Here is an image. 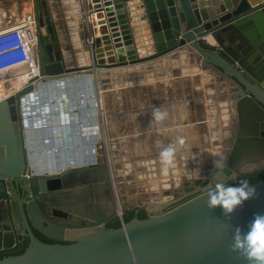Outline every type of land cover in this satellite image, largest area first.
Listing matches in <instances>:
<instances>
[{
    "label": "water",
    "instance_id": "water-1",
    "mask_svg": "<svg viewBox=\"0 0 264 264\" xmlns=\"http://www.w3.org/2000/svg\"><path fill=\"white\" fill-rule=\"evenodd\" d=\"M32 14L38 71L28 86L0 101V202L8 197L7 180L21 215L11 201L14 242L0 253L17 249L22 234L28 242L22 252L0 257V264H250L231 245L237 226L247 231L257 214L264 215V178L248 182L257 194L230 219L221 206L210 209L204 194L218 182L237 185V175L264 172V0H32ZM172 55L234 85V127L224 170L205 165L198 179L184 180L183 187L162 198H135L128 187L126 201L117 182L121 207L146 212L128 221L117 212L106 144L93 132L97 123L90 127L88 121L94 134L76 130L92 147L93 160L34 170L22 113L29 91L51 87L54 78L78 76L89 92L91 84L98 92L107 72ZM39 99L42 106L45 98ZM46 128L37 130L42 142ZM115 215L120 225L106 226ZM31 227L58 241L39 239Z\"/></svg>",
    "mask_w": 264,
    "mask_h": 264
},
{
    "label": "crops",
    "instance_id": "crops-1",
    "mask_svg": "<svg viewBox=\"0 0 264 264\" xmlns=\"http://www.w3.org/2000/svg\"><path fill=\"white\" fill-rule=\"evenodd\" d=\"M19 6H20L19 11L21 9H26V11L32 12V0H21L20 3H19ZM14 7H16V5H14ZM21 11H23V10H21ZM14 12L17 13V9H15ZM154 63H156V62H154ZM154 63L151 66H149L148 69H146V72L143 73V75L140 76L138 78V80H136V79L135 80L136 81H141V82L142 81H146L148 78H150L151 75L155 76L154 78H156V76L160 75V74L161 75L164 74L163 77L170 76V74H168L166 72V67L165 66L167 64L165 66L161 67V66L155 65ZM170 65L173 66V67H170V70L173 71V69L176 68V67H174L173 61L170 62ZM186 66H188V65L186 64ZM189 66H190V69L192 68L191 71L193 69L195 70V68H193L194 67L193 64H190ZM171 74H172V72H171ZM203 76H207V75L205 74ZM210 78L211 77L208 76L207 77V82L204 81V84H202V85H204L203 92H204V94L206 93V96L209 97L210 100H207V99H204V98H198L199 102H196V101H193V100H189V98L192 96L191 95V90H190L191 89V85H189L188 88H187V90H189V91H186V90H180L179 92H177V91L171 92L170 91V92H167L168 94L165 93V90H164L165 88L163 87V84L161 85V87L158 84H155V85H152V84L149 85L148 84L149 86H147V84L139 85L137 89H138V94H139L140 97L138 96V98H136L137 101L136 100L135 101L139 103L138 108L143 112V114L144 113H146V114H144L141 119L137 120V125H138V123H140V124L142 123V130L146 129V128L150 129L152 127L155 129V127L157 125H159V131L160 132L162 130L166 129L168 131V133L170 134L171 132H173V130L175 128L174 124L178 123L179 124L178 128H180L181 131L182 130H186L188 132V133L186 132V133L182 134V136H181L182 138L184 137L185 143L183 145H179L178 147L175 146L179 150H185V151L186 150H192V148L194 146L199 145L201 142H205L206 138H207L206 137V133H207L206 132V130H207L206 128L207 127L209 129V132H211V131H214V132L221 131L219 129L217 130L216 128H212L213 126H215L216 120L214 121V123L211 122L212 121L211 119H210V121H208V118H210V115L207 116L206 114L208 112L209 113L213 112L215 117H216L217 112H214V111H216L217 109L213 110V108L216 106V105H213V104H216V102H218L220 99H222V97H220L219 95L221 93L224 94V95L228 94L227 96H230V98H231V96L233 95V93L235 91V89L232 88L229 85L228 81H225L223 79H221V81H220V80H218L216 78H214V79H212V78L210 79ZM198 84H199V87H200L201 86V82L198 83ZM86 86L87 85H82V86L81 85H79V86H60V87L54 89V91L45 89V91H43L42 93L38 92V96L39 97L43 96L45 98V100H48L51 103V104H48L47 107H45V106L38 107L37 105L32 103L30 98L23 99V109H24L23 123H24L25 139H26V143H27L28 148L31 149V150H34V152L32 153L31 156H34L35 154H38L40 156L39 157V161L40 162H38V163L36 162L35 163L33 161L34 164H36L37 166H43L44 165V166L53 167L54 164L57 163L55 168L56 167L60 168L61 165H63V164H65L66 166L75 164V163H73L74 161H72L73 158H74L73 151L75 150V148H73L74 147L73 144L67 146L68 150L65 151L64 154L62 155V156H64V159H61V158L58 159L59 156L52 155V154H50L48 152L50 150H49L48 143H46V141H45L46 138H42V140L44 142H42V141L39 142L37 140L39 138H37L38 136H36V131L39 130V129H42L43 126H46V125H49L50 123H52V119H51L50 122L48 121V119L45 120L46 115H50V114L51 115L52 114H56L55 116H57L59 118V120H60V122L58 123L59 125H63V124L65 125L66 124V125H69V127H70V122L72 120L71 117H70V112H71V113H73V116L75 118H77V120H75V121L78 123V127H79V130H80L79 132L81 134H83L84 132H87V131H88V134L92 133V129L89 126H87L88 125V121H90L91 124L94 123V122L98 123L96 114H97V111H98L99 108H98V103H96V100L94 101V104H92V101H93L92 98H88L89 97V95H88L89 90H88V88ZM150 86H151V89H150ZM158 88L159 89L162 88V91H161L160 94L155 93V92H158L157 91ZM92 90H93V92H95V88L94 87H92ZM105 93L107 95L110 94V93H107V92H105ZM150 93H152V94L149 95ZM141 94H143V96ZM117 95L118 94L109 97V102H108V105L106 106L105 118H106V124L108 123L107 125L109 127V131H110V129H112V123H110V119H112V112H113V107L115 106V103L117 104L121 100L123 101V100H126L128 98H131V97H128V96L125 97V98H122L123 97L122 95H119V96H117ZM105 98H106V95L104 96V99ZM56 100L57 101H61V103H62L61 106H56V103H57ZM85 100H91L90 105H88L86 107V109L83 110V111L86 112L85 113V115L87 116V118H85L86 120L84 118L81 119L82 116L85 117L81 113V110L83 108L82 104H83V101H85ZM211 101H213L215 103H213ZM53 102H55V103H53ZM192 103L195 104L194 108H200L202 110V112H200L201 116H204L203 114H205V117H206V119H204V120L200 119L199 123H201V126L198 125L199 127H202L201 128L202 130H200L201 131L200 134H202L201 136L204 135L203 136L204 139H201L202 137H200V138H198L197 141H196V139L192 138L191 131H190L191 127H192L191 126V124H192L191 115L189 113L190 111L189 112L187 111V112L184 113V115H183V116H185L184 117V123H182V121H178V122L175 121L174 122V118L175 117H178V118L182 117L181 116V112L179 113L177 111L180 108V106H182V104H185V105H190V107H191ZM210 103H211L212 106H209ZM105 104H106V99H105ZM206 105H208L209 107L207 106L208 107L207 108ZM73 106L76 107V108H74ZM156 107H160L162 111L167 113V116H166V118L163 121L157 122V121H155L152 118V114L151 113L153 112V109L156 108ZM55 108L59 109L58 110L59 113H56L54 111ZM230 109L232 110V108H230ZM36 111L40 112V114H41V115L38 116V118H36L32 114V113H34ZM28 114L29 115L32 114L31 118L29 117ZM34 115H35V113H34ZM121 115H123L122 112H121L120 116ZM62 116H63V118H62ZM187 118H189L190 120H187ZM81 120H82V122H80ZM217 120H219V119H217ZM82 123H83L84 129L82 128V125H81ZM119 123H120V121H119ZM220 123H222V122H218V124H220ZM93 125L94 124H92L91 126H93ZM163 126H165V128H163ZM27 127L30 128V134L29 135H27V133H26ZM125 131H127V130H125ZM68 132L70 133L71 131H68ZM93 132H95V129H93ZM142 132L144 133L145 131H142ZM222 132L223 131H221L220 134L223 137V133ZM59 133L61 135H63L64 131L62 130ZM80 133H79V136H80ZM92 134H94V133H92ZM76 135L77 134H74L75 138H77ZM28 137H30V140H29L30 144H29V142L27 140ZM207 140H209V139H207ZM220 141H223V139L221 138V140H219V142ZM208 142H210V141H208ZM219 142L216 141V143H214L215 146H218L216 144L219 143ZM37 145H38L39 148H40V145H41V148L37 149L38 148ZM200 146H203V145L200 144ZM75 147H79L81 149L80 155L82 156L83 161H84V159L88 160V161H91V159L93 157V154H90V153H87V152H89V151L92 152V147H90V146L88 147L87 145L82 143L81 139H80V141L77 144H75ZM186 154L181 156V160H183L185 162L187 161L186 160V157H187ZM189 161H191V157H190ZM84 162H86V161H84ZM50 170H54V169H50Z\"/></svg>",
    "mask_w": 264,
    "mask_h": 264
},
{
    "label": "rangeland",
    "instance_id": "rangeland-1",
    "mask_svg": "<svg viewBox=\"0 0 264 264\" xmlns=\"http://www.w3.org/2000/svg\"><path fill=\"white\" fill-rule=\"evenodd\" d=\"M20 1L21 0H0V24L12 21V19L8 20V19H6L7 17L3 16V14H2L3 10H6L5 16H8V14L14 8L17 9V13L21 12V10L26 11V9H21L19 11ZM14 5H16V7H14ZM173 63H174V67L177 68L179 63L178 62L175 63V61H173ZM170 67H173V66L170 65ZM188 68L190 71V66H188ZM176 71H178V70H176ZM179 74H180V72H178L177 75H179ZM174 75H176V74H174ZM163 76H164V74L161 75V77H163ZM197 77L200 78L199 75ZM188 79H191V80L195 79L196 80V74L190 73ZM199 83H200V81H199ZM42 89L45 90V88H42ZM42 89L39 88V90H37L36 93L34 92L35 94H32V97H33V95L36 96L35 100L37 99L38 92L42 91ZM10 91L11 90H9L8 92H10ZM186 91H189V90H186ZM114 94H117V93H112V95H114ZM39 100L40 99L38 96V99L36 100L37 102L35 103V105H37L38 107H42V106L47 107V104L49 102L48 100L45 103L43 102L42 106H41ZM135 100H136V98L135 99L128 98L126 100L119 101V103H117V104L115 103V106L113 107V112L115 113L113 120L117 121L118 123L120 121V123L119 124L116 123L115 125L112 126V129H110V131H118L114 134V136H111V138H110L111 134L110 135L108 134V131H107L108 128H106L107 124H106V118H105V111H106L105 108L103 107L102 115H99V113L96 114L98 125H97V128L94 127L93 129H95V132L98 133V135L100 136V138L102 140L104 139V142L106 144V149L108 150L109 165H110V171L112 174V179L115 180L116 182L117 181L118 182L123 181L121 183H125L128 185H130L129 184L130 182L135 181V180H139V181L141 180L143 183H148L151 181V183H152L153 181L148 179V178H150L148 175L153 174V175H157L158 177H161L160 181H158L159 183L161 181H164L163 182L164 184L168 183L169 186H171L172 182H174L173 181L174 178H172V172L170 170L173 171L175 169L176 171H178V173H180L184 169V167L186 166L185 165L186 163H184V161L181 160V156H183L184 153L185 152L187 153L189 150L179 151V149L176 148V151L174 154L173 164L167 168L166 172L164 171L165 166L161 163L160 153L164 148L168 147L169 145H175L178 147L180 145L178 143L180 137L182 136V134L186 133L187 131L186 130L181 131V129L178 128V125H179L178 123L174 124L175 128H174L173 132H171L170 134L167 133L168 132L167 130H162L160 132V131H156L153 127L150 128V131H148V132H146L148 130L147 128L142 130V123L141 124L138 123V125H137V120L141 119L143 117V115L146 113L143 114V112L138 108L139 103L136 102L137 100L136 101ZM56 102H57L56 106H61V104H62L61 101L56 100ZM124 104H127V105H124ZM135 105H136V108L134 109L133 107H135ZM194 106H195L194 103H192L191 107H190V105L182 104V106H180V108L177 110L179 113L181 112L182 117H180V118L175 117L174 122L175 121L176 122L182 121V123H184V117L185 116H183V115L185 112L190 111L189 113L191 115V121H192V124H191L192 127H191L190 131H191L192 138L196 139V141H197L198 138L202 137L200 135V132H201L200 130H202L201 129L202 127L198 126V125L201 126V123H199V121H200V119L201 120L206 119V117H205V114H203L204 116H201L200 112H202V110L200 108H194ZM82 107L83 108L81 110V113L85 117L82 116L81 119H83V118L85 119V118H87V116L85 115V111H83V110H85L87 106H84L82 104ZM121 112L123 113V115L120 116ZM62 118H63V116H62ZM49 119H50L49 121H51V119H52V123L50 124V126L53 127L54 129H58V128H60V126H63V125L59 126L58 123L60 122V120L57 116H55V114L52 115V118H49ZM187 120H190V119L187 118ZM80 122H82V120ZM81 125H82V128H84L83 123ZM216 128L218 130V127H216ZM115 129H117V130H115ZM157 129L159 130V127ZM125 130H127V131L125 132ZM142 131H145V132L143 133ZM221 131H217V133L214 132V134L212 133V135L209 136V138L211 139L210 145H213L214 142L218 141L219 138L220 139L222 138V135L220 134ZM168 137H170V138L168 139ZM121 138H126V139L123 140ZM72 140L78 141L77 139H72ZM169 141H170V143H169ZM221 142L223 143V141H220L219 143H221ZM123 143H125L126 145H122ZM164 143H168V145L162 146V144H164ZM199 145L194 146L192 148V150L189 152H195L198 155L199 162L206 163L207 162L206 157L209 156L208 155L209 152L205 151V149H203V146L198 147ZM40 147H41V145H40ZM209 150L211 152V148H209ZM48 152L50 153V151H48ZM212 153H213V149H212ZM197 167L198 166H193V168H197ZM118 168L122 169V171H121L122 175H120V171H118ZM123 174H125V175H123ZM146 175L148 177H145ZM167 175H168V177H166ZM174 175H176L175 172H174L173 176ZM124 176L125 177L127 176L128 180L125 181L123 179ZM158 177L156 179H158ZM129 178H130V180H129ZM131 178H133L134 180H132ZM118 179H120L121 181H119ZM145 179H146V181H143ZM136 185H137V183L133 186L130 185V187H132V189H133L132 191L134 193L138 192L139 194H141V191L143 190L144 186L136 187ZM144 189H146V188H144ZM165 196H157L154 198H162ZM150 197H153V196H150Z\"/></svg>",
    "mask_w": 264,
    "mask_h": 264
},
{
    "label": "bare ground",
    "instance_id": "bare-ground-1",
    "mask_svg": "<svg viewBox=\"0 0 264 264\" xmlns=\"http://www.w3.org/2000/svg\"><path fill=\"white\" fill-rule=\"evenodd\" d=\"M171 61H175V63H179L178 66H177V72H175L176 75H172L171 74V70H170V62ZM187 61V58L185 59V56H179V55H172V56H169V57H165L163 58L162 60H157L156 63H154L155 65H158V66H165L166 64V72L168 74H170V76H167V77H161V74L160 75H157L156 78H154L155 76H150V78H148L146 81H136L138 80V78L140 76L143 75V73L146 72V69H148L149 66H151L152 64H147L146 66L145 65H140L138 67L134 66V67H124V68H116L115 70L113 71H110V72H107L104 76H103V84L101 86V84L99 83V90L98 92H93V90L91 89V92H88V95L89 97L88 98H92V104H94V101L96 100V102L98 103V111H100V109L102 108L101 104L103 105V107L105 108L107 105H108V102H109V97L113 96L112 93H117L119 95H122L123 97L122 98H125V97H131L133 99L135 98H138L139 94H138V86L139 85H142V84H147V86L149 85H155V84H158L161 85L163 84V87L165 88V93L168 94L167 92H174V91H177L179 92L180 90H187L188 86L191 85V97L189 98V100H193V101H196V102H199L198 98H204V99H207V100H210L209 97L206 96V93L204 94L203 92V88H204V81L207 82V77H211L212 79L216 78L218 80L221 81V79L225 80V81H228L227 79L221 77V76H218L217 74L213 73V72H207V71H210L208 69H198L196 71H189V63L190 62H186ZM186 64L188 66H186ZM14 72V70H9L7 71L6 73L7 74H12ZM178 72H180L179 75ZM5 73V74H6ZM190 73H195L196 74V80L195 79H188ZM209 73V74H208ZM207 75V76H203V75ZM76 75V74H75ZM199 75L200 78H198L197 76ZM204 77V78H203ZM108 78V79H107ZM194 78V77H193ZM210 78V79H211ZM20 79V78H19ZM17 80V81H14V83H9L7 84L4 89L8 92L9 90H13L15 88H17L18 86H20L23 81L21 80ZM136 79V80H135ZM170 79V80H169ZM199 80L201 82V86L199 87ZM154 82V83H153ZM52 88L50 87H44L45 89L47 90H52L54 91V89L60 87V86H79V85H87V81L85 82L83 79L79 78L78 76H74V77H69L67 76V78H63V79H60V78H54L53 79V82H52ZM87 83V84H86ZM229 85L234 88V85L229 82ZM14 84V86H13ZM91 84V82H90ZM149 84V85H148ZM41 85V84H40ZM45 85V84H43ZM91 87H94L92 86V84L90 85ZM103 87V88H102ZM3 88L2 86H0V89ZM40 88L42 89V87L40 86ZM150 89H151V86H150ZM43 91H45L44 89H42V91H40V93H42ZM103 91L104 92H107V93H110L109 95H106V104H105V99H104V96H103ZM158 92H155L157 94H160L161 91H162V88H158L157 90ZM152 93H150L149 95H151ZM91 95V96H90ZM116 95V94H114ZM143 96V94H141ZM228 94L224 95V94H220L219 96L222 97V99H220L218 102H216V104H213L215 102H213L212 104L213 105H216L213 110H216L214 112H217L216 114V117L215 119H219L218 122H222L220 124H217V121H216V124L217 126H213V128H216L218 127L219 130H222L223 132V143H217L216 145L218 146H215L214 145H210L208 141H211V139L209 138V136L212 135V131L209 132V129L208 127L206 128V141L205 142H201L200 144L203 145V148L205 149V151L209 152V156L206 157V163H207V167L208 165L210 166H213V160L218 158L219 155H222L224 157V154L226 153V149H227V145L229 144L230 142V139H231V131H233V127H234V119H233V111L230 109V106H231V99H230V96H227ZM97 97V98H96ZM140 97V96H139ZM95 98V99H94ZM209 98V99H208ZM206 100V101H207ZM210 102V101H209ZM104 103V104H103ZM167 104V103H166ZM124 105H127V104H124ZM209 105V104H208ZM206 105V107L208 106ZM209 106H212L211 103ZM208 106V107H209ZM22 107H23V103H22ZM207 107V108H208ZM134 109L136 108V105L135 107H133ZM22 113H24V109H22ZM96 111V110H95ZM115 113H113L114 115ZM212 120V119H211ZM212 123H214V120L211 121ZM44 127V126H43ZM147 127V126H146ZM217 129V128H216ZM117 130V129H115ZM150 131V129L148 128L147 132ZM118 132V131H112V133H110V138L111 136H114V134ZM26 133L27 135L30 134V128L27 127L26 129ZM168 133V132H167ZM208 134V135H207ZM26 135V136H27ZM202 135V134H200ZM204 136V135H203ZM202 136L201 139H204V137ZM170 137H168L169 139ZM184 138V137H183ZM123 140H125L126 138H121ZM209 139V140H207ZM29 144H30V137L27 138ZM219 140H221L220 138L218 139L217 142H219ZM26 141V139H25ZM113 142V141H112ZM170 143V141H169ZM213 143V142H212ZM32 145V144H31ZM122 145H126L125 143H123ZM168 145V143H164L162 144V146H166ZM26 146H27V143H26ZM200 146V145H199ZM28 148V146H27ZM209 148H211V152L209 150ZM212 149H213V153H212ZM28 151H29V157H30V160H36L38 159L37 163L39 162V155L38 154H35L34 156H31L32 153L34 152V150H31L28 148ZM94 159V156L92 157L91 160ZM33 162V161H32ZM35 162V161H34ZM118 165V164H117ZM58 167H49V166H37L35 164L34 166V170L35 171H53V170H50V169H57ZM118 171H120V175H122V169L121 168H118ZM172 174H176V178H174V182H172V185L169 186L168 183H163L164 181H161L160 183L158 181H160L161 177H158L157 175H148L150 178H148L149 180H152L153 182L151 183L148 182V183H143L141 180H135V181H132L130 182L129 184L130 185H136V187H142L144 186V189L141 191V195L142 196H146V197H150V196H153V197H157V196H165V195H168V194H172L174 192V190H176V188L179 189V187H183V185H181L180 183L181 182H184V177H180L178 176L180 173H178V171H176L175 169L172 171ZM169 171V172H170ZM168 172V173H169ZM181 172H184V171H181ZM198 171H191V173L189 174V178L186 177V179H190V181H193L194 179H198L200 177V175L202 174V170L199 171V173H196ZM201 172V173H200ZM193 173H196V174H193ZM167 174V173H166ZM125 175V174H123ZM147 175L145 177H148ZM158 177V179H156ZM168 177V175L166 176ZM127 176L125 177L124 176V180H128ZM132 180H134L133 178H131ZM119 181H121L120 179H118ZM130 180V178H129ZM124 181V182H125ZM143 181H146L143 180ZM123 182V181H121ZM127 183V182H126ZM141 184V185H140ZM154 186H153V185ZM126 186L125 187H122V188H125V195L127 196L126 198V201L128 200V193H127V189L128 187H130V185L128 184H125ZM131 189V187L129 188ZM133 190V189H132ZM168 191V192H167ZM139 193L135 192L134 194V197L135 198H139Z\"/></svg>",
    "mask_w": 264,
    "mask_h": 264
},
{
    "label": "built area",
    "instance_id": "built-area-1",
    "mask_svg": "<svg viewBox=\"0 0 264 264\" xmlns=\"http://www.w3.org/2000/svg\"><path fill=\"white\" fill-rule=\"evenodd\" d=\"M2 12H3L2 13L3 16L7 17L6 19L8 20L12 19V21L0 24V86L3 87L0 89V101L6 98L8 95L15 93L16 91L28 86L30 83L29 81L30 78L38 71L37 63H36V56H35L34 49L32 47L33 43L36 42V22H35L32 12L21 11L19 13H15L14 10H12L8 14V16H5L6 10H3ZM12 69L14 70L12 74L6 73L7 71L12 70ZM18 79L23 81V83L20 86H18L17 88L13 89L10 92H7L4 89V87L7 84L14 83V81H17ZM36 92L37 90L35 91V93ZM28 94L30 96L28 95L27 98H30L33 103V101H35L34 99L36 98V96L34 98V95L32 97V94H34V92L29 91ZM36 102L37 101H35L34 104ZM39 102L41 101L39 100ZM43 102H47V100L42 101V103ZM48 104H51V103L48 102ZM101 106L102 108L100 109V111H97L99 115H102L103 113V105ZM113 113L114 112H112V119H110V123H112V126L115 125L116 123L119 124L117 121L113 120V117L115 116V114L113 115ZM52 115L51 114L48 115V121L50 120L49 118H52ZM206 115L209 116L210 115L209 112ZM35 117L38 118V116H35ZM70 117L72 119L70 122V127L69 125L63 124V126L59 125L61 129L60 128L54 129L53 127L49 126L51 124L50 123L49 125L45 126V127L49 126V129L46 128L44 131L42 130L41 133L43 132L46 138L45 141L46 143H48L50 153L52 155L59 156L58 159L59 158L64 159V156L62 155L64 154L65 151L68 150L67 146L73 144L74 145L73 148H75V150L73 151L74 158L72 161H74L73 163L75 164H72V166H80L84 161H87V160L84 159L83 161L82 156L80 155L81 149L79 147H75V144H77L80 141L81 136H79V133L76 132V130H79L78 123L75 121L77 120V118H75L73 116V113L71 112H70ZM208 121H210V118H208ZM91 125L92 124H90V127H92ZM158 127L159 125L155 127L156 131H159L157 129ZM107 128H108L107 130L108 134L110 135L111 131H109L108 125H107ZM163 128H165V126H163ZM62 130L64 131L63 135L59 133ZM68 131H71V132L69 133ZM212 133L214 134V131H212ZM74 134H77L76 135L77 138L74 137ZM36 136H38L37 138H39V131H36ZM72 139H77L78 141L76 142V141H73ZM37 140L41 142L40 138ZM82 143L84 142L82 141ZM179 151H185V150H179ZM189 151L187 152V154L186 152L184 153V155L185 154L187 155L186 157L187 161L186 162L184 161V163H186L185 164L186 166L182 170L184 172H180V174L178 175L180 177H184V180H186V177L189 178V174L191 173V171H198L196 173H199V171L202 170L203 172L204 166L207 165V163L199 162L198 155L195 152H189ZM90 154H93V151ZM190 157H191V161H189ZM33 161H35L36 163L38 159L33 160ZM56 165L57 163L54 164L53 168ZM193 166H198V167L193 168ZM196 173H193V174H196ZM175 177L176 175L173 176L172 174V178H175ZM117 182L113 180V183L115 186L114 192H115V199H116V205H117V212H118V215L120 216L122 215L123 209L125 208L121 207L122 199H121V193L119 192V187L117 186ZM180 184L183 185V182H181ZM125 186H126L125 183H122V187H125Z\"/></svg>",
    "mask_w": 264,
    "mask_h": 264
},
{
    "label": "clouds",
    "instance_id": "clouds-1",
    "mask_svg": "<svg viewBox=\"0 0 264 264\" xmlns=\"http://www.w3.org/2000/svg\"><path fill=\"white\" fill-rule=\"evenodd\" d=\"M152 118L163 121L167 113L160 107L153 109ZM178 143L183 145L184 138H180ZM175 145H169L160 153L161 163L165 166L164 171L173 164ZM213 166L218 171H222L227 166L226 159L219 155L213 160ZM257 190L255 186L247 181H242L237 185L218 182L210 187L204 195L208 197V207L214 209L221 206L223 213L229 219L238 206H242L245 201L255 197ZM231 250L245 257L250 264H264V215L257 214L253 221L248 225L247 231L237 226L233 235Z\"/></svg>",
    "mask_w": 264,
    "mask_h": 264
},
{
    "label": "flooded vegetation",
    "instance_id": "flooded-vegetation-1",
    "mask_svg": "<svg viewBox=\"0 0 264 264\" xmlns=\"http://www.w3.org/2000/svg\"><path fill=\"white\" fill-rule=\"evenodd\" d=\"M16 8L12 9V10H15ZM259 173H264V172H259ZM259 173H256V174H259ZM254 175V174H252ZM238 176H244V175H237L235 178H234V181L237 179ZM249 176V175H248ZM233 181V182H234ZM5 183V189H6V192L8 193V197L6 198H3V200L0 202V247H3L5 245H9V244H6V240L8 241H11V244H13L14 240H13V233L10 229V224L13 223V221H15V217H14V214H13V211H12V202L13 201L15 203V207H16V212L18 213L17 215L20 217V211H19V208L17 206V200L14 196L11 195V190L8 189V184H7V180L4 181ZM28 193H29V190H28ZM23 200L27 201V200H30V197L28 196H24L22 198ZM138 208H141V210L145 211L142 207H138ZM146 213V212H145ZM108 221V220H107ZM8 224V225H7ZM34 234L41 240L43 241H47V242H54V241H58L56 239H53V238H50L46 235H43L42 233H40L39 231H37L35 228L31 227ZM24 229V227L22 228ZM27 237L26 234H22L21 235V238L19 240V244L21 241H23L25 238ZM28 238V237H27ZM66 240H61V242H64ZM10 244V245H11ZM18 244V246H19ZM16 250V249H15ZM14 251V250H13ZM12 251H9V252H4V253H0V254H5L7 255V253H10Z\"/></svg>",
    "mask_w": 264,
    "mask_h": 264
},
{
    "label": "trees",
    "instance_id": "trees-1",
    "mask_svg": "<svg viewBox=\"0 0 264 264\" xmlns=\"http://www.w3.org/2000/svg\"><path fill=\"white\" fill-rule=\"evenodd\" d=\"M262 178H264V173H259V174L249 175V176H238L237 179L233 182V184H239L242 181L251 182V181H255L258 179H262ZM122 216H123L124 221H128L134 216H137L139 218H143L146 216V213H145V211L141 210V208H138V207L125 208V209H123ZM119 225H120V219L116 215L110 217L108 219V221L106 222V226L116 227ZM27 242H28V238L26 237L23 241L20 242V244L16 250H14L10 253H7V255L8 254H18V253L22 252L24 247L26 246ZM64 242H66V241H64ZM6 244L10 245L11 241L6 240ZM4 255L5 254H0V257H2Z\"/></svg>",
    "mask_w": 264,
    "mask_h": 264
}]
</instances>
